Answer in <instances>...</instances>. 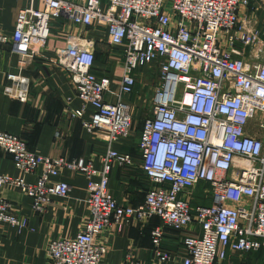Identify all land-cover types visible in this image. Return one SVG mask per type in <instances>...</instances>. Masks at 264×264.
Wrapping results in <instances>:
<instances>
[{"label": "built area", "instance_id": "obj_1", "mask_svg": "<svg viewBox=\"0 0 264 264\" xmlns=\"http://www.w3.org/2000/svg\"><path fill=\"white\" fill-rule=\"evenodd\" d=\"M253 1L43 0L44 10L33 5L20 10L12 37L0 31V45H9L18 58L17 71L8 74L2 93L20 103L30 97L23 69L40 56L32 43L50 38L52 20L65 16L83 28L103 27L109 44L123 48L117 93L110 77L95 73V43L82 34L70 35L67 47L52 60L68 73L83 103L71 117L80 119L89 133L106 134L100 171L84 159L39 155L23 137L0 131V151L12 157L17 171L33 175L42 167L33 183L24 176L0 175V187L29 197L35 212L44 213L54 198L68 197L67 182H52L65 171L88 181V219L75 237L49 243V264H103L108 248L98 242L102 233L113 225L152 218L159 219L151 231L155 264L173 259L162 248L167 230L186 234L183 264H222L229 253L264 251V60L253 53L255 48L264 51V29L250 30L240 20L241 10ZM142 66L157 68L159 83L153 91V116L143 123L139 142L149 186L144 204L132 207L117 200L109 185L114 168L133 164L132 155L113 146L133 130L129 98ZM108 95L116 102H107ZM201 184L209 186L202 192L209 205L195 201ZM2 224L19 234L29 228L28 218L15 214L0 195ZM126 264L143 263L128 255Z\"/></svg>", "mask_w": 264, "mask_h": 264}, {"label": "crops", "instance_id": "obj_2", "mask_svg": "<svg viewBox=\"0 0 264 264\" xmlns=\"http://www.w3.org/2000/svg\"><path fill=\"white\" fill-rule=\"evenodd\" d=\"M68 1L82 3L85 0ZM100 1L103 4L107 2ZM30 5L41 10L45 8L43 0H0V31L12 37L20 10ZM241 21L250 30L263 31L264 0H254L249 8L242 9ZM81 34L84 39L95 43V73L110 77L111 90L113 93L119 91L124 53L122 47L109 44L107 30L103 27L83 28L65 16L54 19L51 21L50 38L47 41L34 40L32 43L40 56L29 60L22 72L30 81L27 103L10 99L2 93L8 74L17 71L18 58L11 54L9 45H0V131L25 138L32 151L39 155L84 159L100 171L108 148L106 134L101 131L89 133L80 119L71 117L72 112L81 109L83 103L77 97L68 73L52 61L57 50L67 47L70 35ZM145 69L148 67H140L138 79L145 74ZM107 102L115 103L116 99L108 95ZM90 115L91 108L84 119L89 120ZM131 133L128 139L113 148L132 155L133 164L124 169L114 168L109 187L121 203L139 207L144 204L149 181L142 170L140 141L137 144L133 131ZM41 172L42 167L33 175L20 173L12 157L0 151V175L24 176L27 182L33 183ZM59 180L70 185V193L67 198H54L42 214L33 210L32 200L19 190L0 187V195L12 205L13 212L29 220V228L22 234L9 224L0 226V264H49L46 256L49 243L73 238L83 229L88 219L85 202L88 181L84 175L68 170L60 179L54 178L52 182ZM99 180V177L94 178L96 182ZM157 225L159 219L152 218L143 223L134 220L130 224L111 226L98 238V242L108 248L103 264H126L128 255L143 264H155L151 231ZM185 235L171 230L165 232L162 248L173 256L172 261L165 264H183ZM242 261L264 264V251L247 255L229 253L222 264H239Z\"/></svg>", "mask_w": 264, "mask_h": 264}, {"label": "rangeland", "instance_id": "obj_3", "mask_svg": "<svg viewBox=\"0 0 264 264\" xmlns=\"http://www.w3.org/2000/svg\"><path fill=\"white\" fill-rule=\"evenodd\" d=\"M241 20V18H240ZM259 48H255L253 53L255 56H259L264 60V51L262 54L258 53ZM264 50V48H263ZM250 56V51L248 50ZM145 74L139 78L138 86L134 90V95L130 99V103L133 109V134L135 141L138 144L140 141L141 127L146 119L153 116L152 114V100H153V91L157 84L159 83L158 70L155 67L145 69ZM2 132V131H1ZM132 134V133H131ZM204 189H209L208 185L201 184L197 188L196 192V202L197 198L200 199L203 204H211L209 198L202 197V192ZM201 194V196H200ZM26 196V195H25ZM52 203V202H51ZM50 203V204H51ZM54 241V240H53Z\"/></svg>", "mask_w": 264, "mask_h": 264}, {"label": "trees", "instance_id": "obj_4", "mask_svg": "<svg viewBox=\"0 0 264 264\" xmlns=\"http://www.w3.org/2000/svg\"><path fill=\"white\" fill-rule=\"evenodd\" d=\"M24 140L27 142V145H28L29 149L32 150V149L30 148V146H29L28 141H27L25 138H24ZM200 196H201V194H200ZM197 201H198L197 203L203 204V202H202L200 199H198V198H197ZM205 205H207V204H205Z\"/></svg>", "mask_w": 264, "mask_h": 264}]
</instances>
